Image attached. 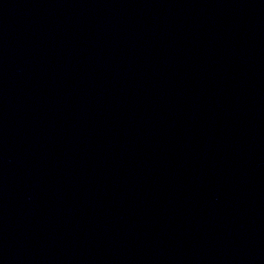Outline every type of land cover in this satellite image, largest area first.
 Listing matches in <instances>:
<instances>
[{
  "label": "water",
  "instance_id": "water-1",
  "mask_svg": "<svg viewBox=\"0 0 264 264\" xmlns=\"http://www.w3.org/2000/svg\"><path fill=\"white\" fill-rule=\"evenodd\" d=\"M0 264H264V0H0Z\"/></svg>",
  "mask_w": 264,
  "mask_h": 264
}]
</instances>
